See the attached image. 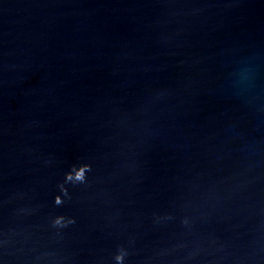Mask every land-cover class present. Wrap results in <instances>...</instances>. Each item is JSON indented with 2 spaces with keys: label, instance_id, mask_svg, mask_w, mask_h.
Wrapping results in <instances>:
<instances>
[{
  "label": "water",
  "instance_id": "95a60500",
  "mask_svg": "<svg viewBox=\"0 0 264 264\" xmlns=\"http://www.w3.org/2000/svg\"><path fill=\"white\" fill-rule=\"evenodd\" d=\"M0 264H264V0H0Z\"/></svg>",
  "mask_w": 264,
  "mask_h": 264
}]
</instances>
